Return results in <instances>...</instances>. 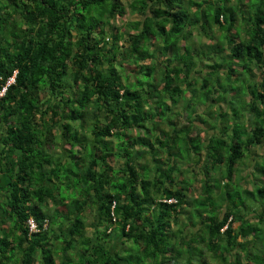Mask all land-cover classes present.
Returning <instances> with one entry per match:
<instances>
[{
    "label": "trees",
    "instance_id": "trees-1",
    "mask_svg": "<svg viewBox=\"0 0 264 264\" xmlns=\"http://www.w3.org/2000/svg\"><path fill=\"white\" fill-rule=\"evenodd\" d=\"M4 86L0 264H264V0H0Z\"/></svg>",
    "mask_w": 264,
    "mask_h": 264
},
{
    "label": "rangeland",
    "instance_id": "rangeland-1",
    "mask_svg": "<svg viewBox=\"0 0 264 264\" xmlns=\"http://www.w3.org/2000/svg\"><path fill=\"white\" fill-rule=\"evenodd\" d=\"M223 2V1H222ZM210 8V7H209ZM192 17H198V15H196V14H192L191 15ZM136 18V16H134V15H130V14H127L126 16H125V19H123V20H125L126 22L128 21V20H133V19H135ZM210 18V17H209ZM208 18V19H209ZM210 20V19H209ZM124 22V21H123ZM122 22H117V24L118 25H120ZM124 29V28H123ZM191 31H192V36H191V38H190V41H192L194 44V46H197L198 45V43H200L201 41H203L204 39V37L202 36V37H200L199 36V32H198V30L196 29V28H192L191 29ZM156 40H158L159 39V37H157L156 36ZM201 40V41H200ZM191 42V43H192ZM206 43V42H205ZM204 43V44H205ZM159 56V58H160V55H158ZM139 80H141V76L139 77ZM190 93L189 92H187L186 94H185V97L187 98V99H189V97H190ZM202 102L204 101V100H201ZM204 103V102H203ZM204 104H206V103H204ZM233 104H235L234 102H233ZM201 105H198L197 106V111H198V109H199V107H200ZM217 108H218V106H216ZM216 107L214 106V108H210L209 110H205L204 112H201L200 111V114H199V116H197V117H195V116H193L191 119V122L192 123H204V124H207V125H214L215 124V122H218V121H215L213 118H214V114H215V117H216V113L214 112V109H216ZM223 109H224V111H228L229 112V106L228 105H224L223 107H222ZM183 117H185V114L184 113H182L181 114ZM232 126H239V127H237L238 129L239 128H241V126L239 125V121H236L235 122V124L234 125H232ZM243 127V126H242ZM236 128V129H237ZM243 131V130H242ZM206 132H207V128H206ZM203 134H204V130H203ZM89 145H90V143H88ZM63 147L64 148H68V145L67 144H63ZM263 149H264V147H263ZM262 149V150H263ZM262 150L261 149H257V151L256 152H258L257 154L258 155H261V152H262ZM56 152H60V149H57L56 150ZM258 159V158H257ZM257 159H255V158H250L249 157V155H245V160L243 161V164L241 165V167H240V170H241V172L243 173V175L242 176H244V175H246V174H254V176H257V175H260V172H261V170H262V164H263V159L261 158L260 160H258L259 162H258V164L259 165H257L256 166V160ZM188 164V166L189 167H194L195 165H194V160H192L191 158L189 159V162L187 163ZM223 168V170H224V166L222 167ZM196 170L197 171H199V168H196ZM195 172L196 173V175H197V183H198V181H200L201 179L199 178L198 179V177H199V175L201 174V172L199 173V172ZM211 173H213V172H210V174ZM186 174V173H185ZM249 174V175H250ZM202 175V174H201ZM192 176H193V173L192 172H188V178L187 179H190V178H192ZM214 176H216L215 174H214ZM240 175L237 173V175H236V179H238V177H239ZM185 179H186V177H185ZM186 179V180H187ZM184 181V180H183ZM182 181V182H183ZM253 181H256V182H258L257 184H259L260 183V179L259 180H255V179H253L252 181H248V183H247V185H245L246 187H252L253 186ZM253 183V184H252ZM263 183H264V180H263ZM194 185H196V183L194 182ZM244 185V184H243ZM63 187L64 186H61V190H63ZM192 193H195L194 192V190H192ZM197 194V193H196ZM195 194V195H196ZM216 201H220V200H216ZM190 209V208H189ZM190 211L192 212V217H194V219L196 220V218H197V215H195V211H192V208L190 209ZM87 217H88V221L90 222L91 221V219H92V217H91V215H87ZM187 217V216H186ZM182 220L183 221H186L185 220V218L183 217L182 218ZM234 226H236V224L234 225ZM88 230H89V232H90V228H88ZM187 231V230H186Z\"/></svg>",
    "mask_w": 264,
    "mask_h": 264
},
{
    "label": "built area",
    "instance_id": "built-area-1",
    "mask_svg": "<svg viewBox=\"0 0 264 264\" xmlns=\"http://www.w3.org/2000/svg\"><path fill=\"white\" fill-rule=\"evenodd\" d=\"M4 91H5V87H4V88L2 89V91L0 92V96L3 95ZM170 201H171V200H170ZM170 201H169V202H170ZM27 224H28V230H29L30 233H31V232H36V231H37L36 223L34 222V220H33L32 218H29V219L27 220Z\"/></svg>",
    "mask_w": 264,
    "mask_h": 264
},
{
    "label": "clouds",
    "instance_id": "clouds-1",
    "mask_svg": "<svg viewBox=\"0 0 264 264\" xmlns=\"http://www.w3.org/2000/svg\"><path fill=\"white\" fill-rule=\"evenodd\" d=\"M13 82H14V75H13L11 78H9V80H8L7 83H6V86L9 85V84H11V83H13ZM6 86H4L5 89H6ZM4 87H3V88H4ZM3 88H2V89H3ZM2 89H1V91H2ZM1 91H0V92H1ZM4 92H5V91H4ZM3 94H4V93H3ZM1 96H2V95H1ZM225 228H226V227H224V229H225ZM222 230H223V229H222Z\"/></svg>",
    "mask_w": 264,
    "mask_h": 264
}]
</instances>
